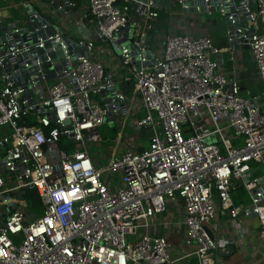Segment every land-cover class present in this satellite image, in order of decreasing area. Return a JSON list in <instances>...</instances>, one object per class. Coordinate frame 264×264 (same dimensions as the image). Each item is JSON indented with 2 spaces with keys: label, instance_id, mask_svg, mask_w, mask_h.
<instances>
[{
  "label": "built area",
  "instance_id": "built-area-1",
  "mask_svg": "<svg viewBox=\"0 0 264 264\" xmlns=\"http://www.w3.org/2000/svg\"><path fill=\"white\" fill-rule=\"evenodd\" d=\"M214 13L222 47L186 32ZM245 47L264 90V0H0V264H218L217 210L264 237ZM103 125L147 146L120 131L100 163Z\"/></svg>",
  "mask_w": 264,
  "mask_h": 264
},
{
  "label": "rangeland",
  "instance_id": "rangeland-1",
  "mask_svg": "<svg viewBox=\"0 0 264 264\" xmlns=\"http://www.w3.org/2000/svg\"><path fill=\"white\" fill-rule=\"evenodd\" d=\"M214 21H206L205 16L196 18L192 22H188L186 24V32L191 35L192 31L199 32L201 34H204L206 32H209L213 34L215 37V46H221L223 41V33L224 29L221 25V17L218 13H214ZM180 18H176L172 20L170 24V28L174 31H177L176 26L179 25V30L184 32V28L180 25ZM156 32H152L151 36L157 35ZM233 57L236 62H238L240 65L244 67V71L240 75V83L245 90L242 91V95L249 96L250 94H259L263 90L261 84L255 80V74H254V66L251 62L248 54V50L246 48L237 50L233 53ZM263 106H264V100H263ZM117 127L107 128L105 125L101 127L102 137L103 141L92 143L89 145V150L93 157H96L100 163H104L105 159L110 155V153L114 151H119L122 148V144L116 143L115 139L117 138L118 133L122 132V140L123 142L130 143L131 141L137 142L140 140H143L147 137V134L145 131H140L138 133V137L136 136V131L133 129H129L128 126H124L121 128V125ZM126 134H130V137H127ZM147 146V140H143V147L145 148Z\"/></svg>",
  "mask_w": 264,
  "mask_h": 264
},
{
  "label": "crops",
  "instance_id": "crops-1",
  "mask_svg": "<svg viewBox=\"0 0 264 264\" xmlns=\"http://www.w3.org/2000/svg\"><path fill=\"white\" fill-rule=\"evenodd\" d=\"M223 44L224 39L222 45L217 47H222ZM234 195L233 199L238 200L234 201L235 203L244 202L241 194ZM215 225L221 246L228 245L233 248L232 251L227 252L228 254H219L218 264H261L264 254V237L260 235V227L255 217L231 218L227 213L217 210Z\"/></svg>",
  "mask_w": 264,
  "mask_h": 264
},
{
  "label": "trees",
  "instance_id": "trees-1",
  "mask_svg": "<svg viewBox=\"0 0 264 264\" xmlns=\"http://www.w3.org/2000/svg\"><path fill=\"white\" fill-rule=\"evenodd\" d=\"M153 32H155V30ZM238 194H241V197L243 196L242 194H244V191L242 190V188H238L237 191L235 192V195L234 196H236ZM24 198L29 203H31V205L34 206V207H38L40 205L39 204L38 195H37V192L36 191L26 192L24 194ZM234 201L237 202L238 200L237 199H234Z\"/></svg>",
  "mask_w": 264,
  "mask_h": 264
},
{
  "label": "water",
  "instance_id": "water-1",
  "mask_svg": "<svg viewBox=\"0 0 264 264\" xmlns=\"http://www.w3.org/2000/svg\"><path fill=\"white\" fill-rule=\"evenodd\" d=\"M246 48V47H245ZM255 97H256V99L258 100V101H260V100H264V90H262L261 91V93H259V94H256L255 95ZM225 252L224 253H218V256H219V254H226L227 252H230V251H232V247H230V246H225ZM228 254V253H227Z\"/></svg>",
  "mask_w": 264,
  "mask_h": 264
}]
</instances>
